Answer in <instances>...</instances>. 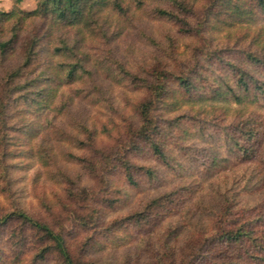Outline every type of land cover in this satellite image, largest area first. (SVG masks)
I'll list each match as a JSON object with an SVG mask.
<instances>
[{"label":"trees","instance_id":"1","mask_svg":"<svg viewBox=\"0 0 264 264\" xmlns=\"http://www.w3.org/2000/svg\"><path fill=\"white\" fill-rule=\"evenodd\" d=\"M23 1L0 9V191L10 203L0 205V264H264L254 168L264 157L254 116L264 111V0H37L33 11ZM137 25L151 56L128 63L113 49ZM238 25L245 31L215 44ZM129 87L121 107L115 90ZM84 102L102 118L75 116ZM188 142L209 162L198 178L176 163L187 179L180 190L202 192L206 177L222 184L201 197L197 221L182 216L178 190L130 209L135 192L161 179L136 157L148 148L170 172L169 147ZM26 158L58 189L51 222L21 207Z\"/></svg>","mask_w":264,"mask_h":264},{"label":"rangeland","instance_id":"2","mask_svg":"<svg viewBox=\"0 0 264 264\" xmlns=\"http://www.w3.org/2000/svg\"><path fill=\"white\" fill-rule=\"evenodd\" d=\"M37 0H24L23 3L20 5V8L25 11H33L37 8ZM14 8L13 0H0V9L3 11H11ZM149 21V19H147ZM158 22H151V32L153 35H155L158 39L162 40L164 39V36L161 32L156 31ZM143 25L139 27L138 25L135 27L136 29H131V36L130 40L127 41L128 44H125L124 42L117 45L118 49H113L114 55L116 54H124L127 57V62L129 63V59L133 56L137 57V59H141L143 54L150 55V49H148L147 44L141 41V39L144 38V34L141 33ZM259 25L252 26L251 32L253 33ZM245 31V26L238 25L234 28H231L229 31H225L223 33H220L219 35H216L215 44H219L222 42L227 41V35L230 33L231 38L235 37L237 33ZM139 34V35H138ZM229 36V35H228ZM95 40V39H94ZM91 40V41H94ZM116 46V45H115ZM215 46V45H214ZM217 46V45H216ZM128 48V51L127 49ZM115 50V51H114ZM184 50V47L181 44L179 52H182ZM158 59L160 57V53H157ZM134 62V60L131 58V62ZM132 88L129 87L128 89L124 88H117L115 90L116 93V102L121 105V107H124L125 104H127L125 97L132 98L134 96V93H132ZM222 105V104H221ZM198 106H205V104H199ZM207 107L211 109V105L207 104ZM235 105H231V109H235ZM85 109L86 115H90L91 117H97L98 115L102 118V113L104 109L102 107L96 105V106H90L87 103H82L81 106L77 109L75 108L73 111V114L78 115L81 113L82 110ZM255 120L258 121L257 126L259 128V133L262 138V142L264 143V111L256 110L254 111ZM74 116V117H75ZM115 118H118L117 114H114ZM64 119V118H62ZM190 131H193V129L190 128ZM210 133H214L210 130ZM214 135H211L208 133V136H213L211 139L212 142H214ZM218 142L213 144V147L216 145L218 146ZM194 146L190 142L186 143V145L181 144L180 146L176 143H172L171 147H169V153L172 155L174 162V169L170 172L168 170H165L162 165L157 161V159L147 151L148 148L145 149V151L141 154V156L136 157L134 156V160L136 157V160L138 163L146 166L153 167L155 169L161 170L160 172V182H155L151 186L147 185L145 186L143 191L135 192V197L132 200V204L130 205V209L137 208L139 203H141L143 200L145 201L146 197L150 194H156L159 191H165V190H178V194L176 195L180 202V209L182 216H185L187 220H190L195 223L198 217L199 213L202 211L204 203H199V200L204 198H211V196L217 195L218 189H216V186L221 185L217 179H211L209 180L206 177V181L204 182L202 192L200 189H198V186L193 187L192 189H181L180 187L184 186L187 179L183 180L182 177H179V173L182 172L180 169L178 171L177 164H182L184 166V173L186 176L188 174H195V177L198 178L197 173L198 170H206L208 166V162L206 158H200L198 157V150L195 149L196 147H189ZM208 144L202 143L200 141L198 143V147L205 149L208 147ZM215 146V147H216ZM183 147V148H180ZM186 148V149H184ZM223 153V151H222ZM172 159V160H173ZM26 167L24 169H21L16 173L17 178L19 179L17 183V187L19 189L20 193V200L22 204V208L27 210L30 214H33L36 217H39L41 219L47 220L51 222V217L49 214V208H51L53 200L55 199L56 191H58L57 187L50 182L47 174L45 173L44 169L42 168V163L39 159L34 158H26L23 160ZM173 165V162H172ZM72 165H70L71 167ZM255 171L258 172V175L260 178H262V183L260 185L261 188H264V157H262L261 160L257 161V163L254 166ZM169 172V173H168ZM3 173V169L0 165V174ZM208 180V181H207ZM231 184V183H229ZM193 190V191H192ZM131 192V191H130ZM201 192V194H200ZM200 194V196H199ZM211 195V196H210ZM45 197V198H44ZM143 198V199H142ZM0 205L3 206H10V203L5 195H3L0 191ZM120 206H123L120 211H118V214L125 215L127 214L128 209H124L129 207V203L123 202ZM201 208V209H200ZM135 210V209H134ZM200 210V211H199ZM60 213L61 210H58ZM188 222V225H190L192 222ZM80 237L86 238L91 231L88 230H80Z\"/></svg>","mask_w":264,"mask_h":264}]
</instances>
